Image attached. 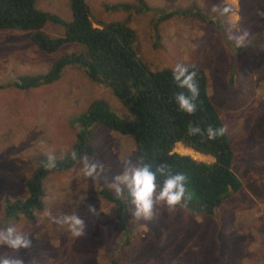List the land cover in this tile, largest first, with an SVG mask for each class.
I'll list each match as a JSON object with an SVG mask.
<instances>
[{
  "label": "rangeland",
  "instance_id": "rangeland-1",
  "mask_svg": "<svg viewBox=\"0 0 264 264\" xmlns=\"http://www.w3.org/2000/svg\"><path fill=\"white\" fill-rule=\"evenodd\" d=\"M258 2L252 14L250 0H144L148 11L139 13L137 0H86L96 28L127 20L135 35V51L152 71L172 70L182 63L206 72L208 96L231 144L232 172L243 182V189L224 198L212 215L182 205L157 206L152 219L144 220L128 204L126 234L116 220L123 211L99 192L107 189L115 195L110 185L126 163H138L136 146L131 136L100 126L90 131L88 144L95 154L88 158L104 165L101 175L85 177L77 162L70 173L52 175L45 182L43 210L33 219L20 216L11 221L5 216L9 203L27 197L25 181L39 162L71 152L78 132L74 121L92 102L104 101L119 116L125 108L108 88L91 83L77 70L65 69L52 85L19 90L14 86L19 76L42 75L79 47L66 45L44 54L26 43L30 33L0 31V228L15 223L32 239L31 247L19 252L0 246V255L24 264H264V97L255 105L247 96L264 86L254 82L245 87V77L239 76L244 73L241 67L250 71L257 63L264 77L259 60H264V1ZM35 5L71 21L69 0H36ZM113 5L128 8H107ZM224 7L231 11L224 13ZM193 8L214 24L175 12ZM171 12L169 18L159 19ZM248 14L255 16L243 29V15L246 19ZM244 30L258 39L250 47L236 48L230 37ZM42 33L57 38L64 28L47 22ZM183 149L177 145L173 152L205 160ZM90 206L95 213H89ZM64 214H76L84 221L83 236L73 237L66 225L54 222Z\"/></svg>",
  "mask_w": 264,
  "mask_h": 264
},
{
  "label": "trees",
  "instance_id": "trees-1",
  "mask_svg": "<svg viewBox=\"0 0 264 264\" xmlns=\"http://www.w3.org/2000/svg\"><path fill=\"white\" fill-rule=\"evenodd\" d=\"M137 1L139 13L148 11L144 0ZM250 1L253 4L248 7V12L253 14L260 2ZM35 2L0 0V31L30 33L26 43L34 44L44 54H53L66 45H76L79 51L75 49L76 52L61 56L42 75L19 76L14 86L19 90L36 89L56 83L65 69L81 71L91 83L108 88L124 105L125 114L117 115L104 101L92 102L74 121L78 132L71 152L61 159L56 158L57 167L54 169L48 168L46 161L39 162L25 181L27 197L7 205L5 216L8 219L17 221L20 216H25L31 220L35 213L43 210L45 182L52 175L70 173L78 162L71 159L73 151L85 157L95 154L94 148L88 144L94 126L104 127L122 136H131L136 146L138 163L141 160L149 163L153 171L165 165L173 173H184L191 199L181 205L191 212L212 215L224 198L240 190L241 182L231 168L233 152L227 131L214 140L207 138L209 126L219 128L224 125L208 96V76L203 69L195 66L200 96L196 112L189 116L179 111L174 101V96L180 90L172 79V70L152 71L147 67L135 51V35L127 20L102 23L96 28L86 0H69L71 21L65 22L56 15L37 9ZM107 8L125 9L128 6L113 5ZM175 12L183 16L194 15L206 21L195 8L188 12ZM172 13L161 15L159 19H167ZM254 16L248 14L245 19L243 15V29L246 24L253 22ZM47 22L63 27V36L46 37L42 29ZM206 22L214 24L211 20ZM190 123L200 127L199 135L189 133ZM176 144L209 156L213 162H199L174 153ZM99 195L120 204L122 209L119 211L125 209V203L130 204L126 195H123L125 202L122 203L107 189H102ZM109 264L118 263L111 261Z\"/></svg>",
  "mask_w": 264,
  "mask_h": 264
},
{
  "label": "clouds",
  "instance_id": "clouds-1",
  "mask_svg": "<svg viewBox=\"0 0 264 264\" xmlns=\"http://www.w3.org/2000/svg\"><path fill=\"white\" fill-rule=\"evenodd\" d=\"M230 11L231 9L228 7L223 8L224 13H229ZM230 39L233 40L236 48H243L250 47L256 42L258 35H253L248 30H244L242 33H236L231 36ZM172 79L180 90L174 96L178 110L189 116L193 115L197 110V101L200 96L195 66L176 63L172 69ZM188 131L191 135H199L201 133L200 127L191 123ZM206 131L208 140H214L223 136L226 128L225 126L219 128L209 126ZM71 159L78 160L85 177L95 178L103 173L104 165L95 159L79 156L75 151L72 152ZM46 164L50 169L56 168L57 161L55 156L49 155ZM186 185L187 176L184 173H173L165 165L153 171L149 163L141 160L137 164L126 163L123 171L113 178L110 187L114 190L117 197L127 196L137 218L150 220L157 206H166L168 209H174L178 205L189 201L191 194ZM88 211L89 213H95L96 210L90 206ZM54 222L66 225L73 237L79 238L84 235V221L76 214H64ZM31 245L32 239L30 235L18 228L15 223L5 228H0V246L7 247L13 252H19L20 250L29 249ZM0 264H24V262L21 259L0 255Z\"/></svg>",
  "mask_w": 264,
  "mask_h": 264
},
{
  "label": "crops",
  "instance_id": "crops-1",
  "mask_svg": "<svg viewBox=\"0 0 264 264\" xmlns=\"http://www.w3.org/2000/svg\"><path fill=\"white\" fill-rule=\"evenodd\" d=\"M259 60H260V64H261V66H263L264 65V62L262 63V61H264L263 60V57L262 58H259ZM257 66V63L252 67V69L249 71V70H246V69H244L243 67H241V70L244 72V73H240L239 74V76H243V77H241V79L240 80H242V78H244L245 77V79H244V85H245V87H248V85L250 84V85H252L254 82L255 83H257L258 85H261V86H264V77L262 76V71H257L258 70V67H256ZM254 78H256V79H254ZM239 80V81H240ZM238 81V80H237ZM238 84V83H237ZM237 84L235 83V85H234V90H236L237 89ZM249 85V86H250ZM263 96L264 97V90H257V89H255L254 90V92H251V93H248L247 94V96H249V100H250V102L252 103V104H255V105H257L258 104V101L256 100L257 98H260V96ZM214 106V105H213ZM216 109V108H215ZM217 111V110H216ZM251 113H253V112H251ZM229 139V138H228ZM177 145H180V144H176L175 145V148H176V146ZM178 147H180V146H178ZM183 150H186L187 151V153H192L194 156H198V157H200V158H205V160H212L213 161V159L211 158V157H209V156H205V155H202V154H199V153H196V152H194V151H192V150H190V149H187V148H185L184 147V149ZM205 160L204 161H202V162H205ZM200 161V160H199ZM211 161V162H212ZM206 163V162H205ZM238 179H240L239 177H238ZM240 182L242 183L241 185V188H240V191L243 189V182L241 181V179H240ZM117 198H119L120 200H121V202L122 203H124L125 202V200H124V197H123V195L122 196H120V197H117ZM250 198H252V199H255L254 198V195H251V197ZM107 200V199H106ZM108 201V200H107ZM108 202H110V201H108ZM110 203H112V204H114L117 208H118V210H121L122 208H121V205L120 204H116V203H114V202H110ZM121 203V204H122ZM129 203H125V209H123L122 211H123V216H117V218H116V220H117V223H118V226L123 230V227H124V231H125V234H126V232H127V229H126V220H125V224H124V216H127L128 215V212H127V209H126V207H127V205H128ZM222 204V203H221ZM120 205V206H119ZM220 207V206H219ZM218 209V208H217ZM203 215V214H202Z\"/></svg>",
  "mask_w": 264,
  "mask_h": 264
},
{
  "label": "water",
  "instance_id": "water-1",
  "mask_svg": "<svg viewBox=\"0 0 264 264\" xmlns=\"http://www.w3.org/2000/svg\"><path fill=\"white\" fill-rule=\"evenodd\" d=\"M199 162H202V161H199ZM207 163V162H206ZM208 164H210V163H208Z\"/></svg>",
  "mask_w": 264,
  "mask_h": 264
}]
</instances>
